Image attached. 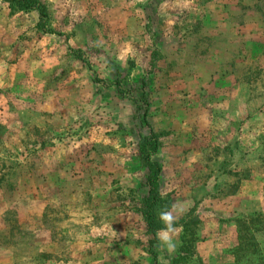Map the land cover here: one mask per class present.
<instances>
[{"label":"rangeland","instance_id":"obj_1","mask_svg":"<svg viewBox=\"0 0 264 264\" xmlns=\"http://www.w3.org/2000/svg\"><path fill=\"white\" fill-rule=\"evenodd\" d=\"M35 1L0 0V264H264V0Z\"/></svg>","mask_w":264,"mask_h":264},{"label":"trees","instance_id":"obj_2","mask_svg":"<svg viewBox=\"0 0 264 264\" xmlns=\"http://www.w3.org/2000/svg\"><path fill=\"white\" fill-rule=\"evenodd\" d=\"M16 5V7L20 10L29 11L32 9H36L40 11V8L37 6L35 0H6ZM40 15L44 17V10L40 11ZM142 153L144 154V164L149 170V175L146 179V186L148 188V196L144 199L143 207L141 209V213L147 222L148 230L150 232H155L160 228V224L157 222V216L155 213V206L158 200V177L161 172L160 165L153 161L150 157V154L145 150L143 146Z\"/></svg>","mask_w":264,"mask_h":264},{"label":"clouds","instance_id":"obj_3","mask_svg":"<svg viewBox=\"0 0 264 264\" xmlns=\"http://www.w3.org/2000/svg\"><path fill=\"white\" fill-rule=\"evenodd\" d=\"M159 220L163 227L157 232L156 237L160 246L168 252H172L176 248L174 240L177 236V217L171 211H161L159 213Z\"/></svg>","mask_w":264,"mask_h":264}]
</instances>
